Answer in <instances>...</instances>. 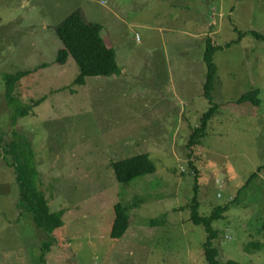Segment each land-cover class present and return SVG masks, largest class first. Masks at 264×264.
<instances>
[{"label":"rangeland","instance_id":"rangeland-1","mask_svg":"<svg viewBox=\"0 0 264 264\" xmlns=\"http://www.w3.org/2000/svg\"><path fill=\"white\" fill-rule=\"evenodd\" d=\"M81 5L104 26L122 72L84 86L71 57L56 64L62 43L42 29ZM249 32L264 35V0H0V135L28 137L50 209L64 210L46 264H206L205 229L190 221L196 177L201 216L228 205L212 224L219 264H264V170L246 184L264 165V42H237ZM208 37L222 47L212 105L203 96ZM27 71L14 96L45 101L12 128L3 75ZM252 90L260 107L236 104ZM210 107L206 136L190 151ZM141 153L155 172L118 183L112 164ZM18 196L0 158V264H42L49 238ZM119 202L130 225L113 240Z\"/></svg>","mask_w":264,"mask_h":264},{"label":"trees","instance_id":"trees-1","mask_svg":"<svg viewBox=\"0 0 264 264\" xmlns=\"http://www.w3.org/2000/svg\"><path fill=\"white\" fill-rule=\"evenodd\" d=\"M52 32L56 34L63 48L59 50L56 58V64L66 65L71 57L78 69L79 75L75 84L84 86L88 78H110L119 75L121 70L117 64L115 50L109 47L102 38V26L96 22H87L83 13L79 9L71 12L60 24L56 25ZM246 35L264 42V35L257 32L239 33L240 41ZM229 44L225 45V48ZM222 47L212 45L211 39L207 38V48L204 54V63L206 65V81L203 87V96L207 102L212 105V91L217 75V68L213 62L214 54ZM47 66H41L40 69ZM34 71L18 72L14 75H3L5 83V102L9 113L12 128L20 120L24 119L33 108L45 101V98L32 102L30 105L22 104L14 96L19 82ZM260 91L252 90L243 94L236 104H251L255 107L261 106L259 99ZM215 112L214 107H210L202 119V125L192 130L187 147L190 151L200 145L201 140L206 136V127ZM191 154H189L190 156ZM0 158H5L8 166L11 168L14 180L18 186L17 208L20 211L31 215L32 222L38 230L44 231L49 241L42 247V264H46L47 253L57 243L55 234L63 227L64 210L52 212L49 201L46 198L42 186H40L39 171L35 162V154L31 142L23 134L16 133L14 130L10 133V139L0 135ZM192 165V164H191ZM115 178L120 184H128L133 179L150 175L155 172V166L147 153L137 154L126 159L114 162L112 164ZM264 170V165L260 166L257 172L249 176L247 183L259 177V173ZM198 183L196 177L195 195L191 205L190 221L195 226H202L207 235L203 245L206 264H219L218 251L213 248V241L217 239L218 232L212 228V224L222 218L224 212L228 210V205L215 207L209 216L200 215V203L198 201ZM242 189V188H241ZM235 194L230 203H236L237 197L240 200L239 192ZM114 221L111 230V239H122L127 233L130 225V216L127 206L124 203H117L114 206ZM264 232V223L261 228ZM253 245H250V247ZM235 264V263H229Z\"/></svg>","mask_w":264,"mask_h":264},{"label":"crops","instance_id":"crops-1","mask_svg":"<svg viewBox=\"0 0 264 264\" xmlns=\"http://www.w3.org/2000/svg\"><path fill=\"white\" fill-rule=\"evenodd\" d=\"M55 2L57 1V0H54ZM77 9H79L80 11H81V13H83V16H84V19H85V21H87V22H93V19L89 16L90 15V11H89V9L86 7V6H83V5H81L80 7H78V8H76L75 10H77ZM74 11V10H73ZM72 11V12H73ZM71 13V12H70ZM69 13V14H70ZM111 13L113 14V11H111ZM68 14V15H69ZM68 15H66L62 20H64ZM62 20H60L59 22H58V24H60V22L62 21ZM121 21V24L122 25H125V22L123 21V20H120ZM95 22V21H94ZM58 24H55V25H47V26H45V27H43L42 29L43 30H45V31H52V29L56 26V25H58ZM96 24H97V22H96ZM100 25V24H99ZM102 26V25H101ZM111 30H112V33L113 34H116L115 33V30H114V28H111ZM104 26H102V38H103V40L105 41V43L107 44V45H109L107 42H106V40H105V35H104ZM163 32L165 31H169V32H171V30L170 29H163L162 30ZM112 34V36L114 37V35ZM117 37V36H116ZM108 39H111L110 38V36H109V38ZM114 45H116V43H114ZM109 47H111L110 45H109ZM112 48V47H111ZM114 49V48H113ZM115 50V49H114ZM115 53H116V59H117V57H118V55H117V52H116V50H115ZM118 64V63H117ZM121 70V69H120ZM122 73V72H121ZM120 73V74H121ZM119 74V75H120ZM86 85V84H85Z\"/></svg>","mask_w":264,"mask_h":264}]
</instances>
